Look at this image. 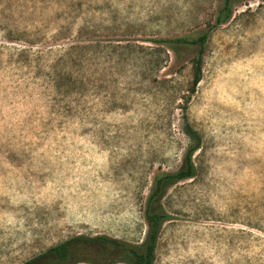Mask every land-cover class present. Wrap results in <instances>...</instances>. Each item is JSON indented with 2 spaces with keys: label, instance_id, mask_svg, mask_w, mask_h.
Returning a JSON list of instances; mask_svg holds the SVG:
<instances>
[{
  "label": "rangeland",
  "instance_id": "obj_1",
  "mask_svg": "<svg viewBox=\"0 0 264 264\" xmlns=\"http://www.w3.org/2000/svg\"><path fill=\"white\" fill-rule=\"evenodd\" d=\"M0 0V264L71 237L145 236L155 177L202 136L169 189L155 264H264V0ZM90 264V263H77ZM124 264V263H118Z\"/></svg>",
  "mask_w": 264,
  "mask_h": 264
},
{
  "label": "trees",
  "instance_id": "obj_2",
  "mask_svg": "<svg viewBox=\"0 0 264 264\" xmlns=\"http://www.w3.org/2000/svg\"><path fill=\"white\" fill-rule=\"evenodd\" d=\"M237 2L239 0H225L215 24L196 38L183 36L155 40L172 49L176 55H179L180 50L185 47L198 48V56L194 64L193 89L202 80L203 55L212 30L230 20L233 15V6ZM186 110L187 108L184 107V132L189 137L191 145L185 152L182 166L178 171L160 173L155 177L145 204L147 228L141 242L135 243L106 234L95 236L80 234L50 247L46 252L24 264H155L163 226L171 219V215L164 208L163 200L171 187L197 175L194 155L201 148L202 136L188 122Z\"/></svg>",
  "mask_w": 264,
  "mask_h": 264
}]
</instances>
